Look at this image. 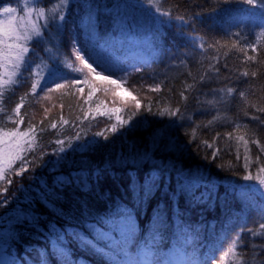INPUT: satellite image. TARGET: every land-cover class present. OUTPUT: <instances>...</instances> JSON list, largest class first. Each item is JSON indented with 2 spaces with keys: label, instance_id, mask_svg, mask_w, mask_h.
I'll use <instances>...</instances> for the list:
<instances>
[{
  "label": "trees",
  "instance_id": "trees-1",
  "mask_svg": "<svg viewBox=\"0 0 264 264\" xmlns=\"http://www.w3.org/2000/svg\"><path fill=\"white\" fill-rule=\"evenodd\" d=\"M25 3L0 1V17L4 7L23 16ZM27 3L50 9L26 57L33 72L41 65L45 79L33 94L36 77L22 68L0 105L5 131L35 130L33 148L24 144L22 158L0 178V264H211L207 257L233 264L224 253L238 235L237 251L248 264H264V234L248 231L264 218V185L244 179L264 167V112L252 107H264L260 0H160V11L150 0ZM235 40L255 44L247 55L257 60L221 47ZM74 47L117 84L95 74L84 83V74L73 71L82 67ZM44 65L59 68L63 78L49 80ZM187 84L195 86L185 90ZM227 88L236 91L227 96ZM176 107L183 118L160 114ZM118 118L126 121L122 127ZM243 125L260 141L245 136L247 159L243 141L226 135H244ZM128 219L131 238L120 224Z\"/></svg>",
  "mask_w": 264,
  "mask_h": 264
},
{
  "label": "snow or ice",
  "instance_id": "snow-or-ice-1",
  "mask_svg": "<svg viewBox=\"0 0 264 264\" xmlns=\"http://www.w3.org/2000/svg\"><path fill=\"white\" fill-rule=\"evenodd\" d=\"M160 0H150V3H152L154 6L157 7V11H160L159 7ZM245 3L249 5H256L258 0H244ZM262 6H264V0H260ZM61 4L63 6H66L67 0H61ZM23 16H16V15H8L5 19L0 20V67L2 68H8L9 65L11 66L12 71L10 73H5L4 75H0V105L3 104L4 94L7 91L12 90V86L18 83L17 77L21 74V69L24 68L26 71H29L30 75H33L36 77V79L33 80L32 83V92L35 94L37 89H40L43 91V88L41 87V81L45 79V76L40 71L41 65H36V71L33 72L31 70V66L29 62L26 60V57L30 54V48H29V42L33 41L34 38L42 37L43 36V30L48 26V20H49V11L50 9L45 7H29L27 0L24 6ZM3 13L6 14H14L17 12V9L12 7H4L2 9ZM162 15H170L168 12H161ZM52 19H56L55 16L52 17ZM180 19H183V17H180ZM59 20L63 21L64 16L60 15ZM40 21H43V25H41ZM236 36H240V33H235ZM247 39L246 37L244 38ZM262 40H264V31L257 34V43H260ZM221 47L229 48L231 50L232 48L238 49V51L243 52L245 54V57L249 61H256V56H248L247 55V49L251 48L253 52L256 51V46L253 43H246L244 45L240 44V40L232 41L230 46L229 44L221 45ZM73 53L76 57V60L80 62L82 67H74L73 71L84 74V83H89L88 77L92 74H95V76L100 77L102 80L108 81L111 84H117L116 80L111 79V75H103L102 72H97L96 68L93 67V64L88 62V59L85 58L84 55L81 54L80 49H76L74 47ZM227 52L224 53L225 56H227ZM214 60H217L218 57H213ZM259 63L264 64V60L259 61ZM44 67L47 69V77L49 80L56 81L58 79H62L63 77L60 75V69L57 67H48L47 65H44ZM214 65H209V70L214 69ZM85 69L87 72H85ZM216 71H219V69H215ZM243 76L247 77L249 75L255 77L257 75V72L253 71L249 73L248 71H244L242 73ZM7 76V78H5ZM205 76L201 75L200 80H204ZM80 81L73 80L71 81V84L75 85L79 83ZM68 82L65 83H56L55 89H61L67 86ZM194 84H187L185 86V90H189L194 88ZM54 89L49 88L48 92L53 91ZM154 91H159V86H156ZM79 91H83V89H79ZM94 91V89H93ZM226 92L227 96H232L233 93L236 91L234 88H227L226 90H223ZM92 95V91L89 92V96ZM182 99L187 100L188 97L184 94L182 91L180 93ZM239 96L244 98L245 92L241 91L239 92ZM21 101H23V97H21ZM208 103H213L212 101H209ZM22 105L18 104L15 109H13V112L16 114H19L20 107ZM139 104L137 103L136 107L139 108ZM252 107L256 108L257 112H264V107H257V105L253 104ZM5 109L3 107H0V112H4ZM118 111V110H115ZM135 113H130L129 118H131V115H134ZM161 115L168 114L171 116H180L183 118L180 108H166L163 112L160 113ZM9 120L12 119V117H8ZM221 119L219 115L214 116L211 120L207 122L205 127H208L212 125L217 120ZM252 120H260L258 116H251ZM119 126H123L126 121L119 120L118 118ZM261 124H264V121H260ZM56 125L53 124L52 127H55ZM242 126L237 124L234 131L239 130ZM243 128L246 130L244 135H240L238 137H234L233 133H227L226 135L229 138H235L237 141H243L245 145V151L246 156L245 159H247V145L249 143L248 139H245V136L250 135L251 136V142L253 144H260V141L256 139V133L255 131H252L248 129V125H243ZM117 130V124L111 125V131L115 132ZM34 128L32 126H29L27 131L21 132L19 130V125H17L15 128L9 131H5L2 127H0V178H3L4 172L11 168V165L15 159H21L20 153L25 151V148L23 147L24 144H27L28 150H31L33 148V142H34V135L30 136V133H34ZM195 129H193V132L195 133ZM96 135H103V133H96ZM75 139H80V137L77 135ZM107 139V137H105ZM57 143L62 144V141H57ZM207 144V141H205ZM71 147V145H69ZM61 151L64 149L61 148ZM261 151L264 152V147L261 148ZM219 150L213 152V157L218 155ZM259 159V157H257ZM248 165L245 164V168H247ZM23 167H21V171H17L16 175H20L23 171ZM245 180H257L261 185H264V167H260L258 170V174L253 175L251 173L244 176ZM8 183H11L9 180ZM154 183V182H153ZM6 191V189H4ZM123 229L126 230V235L131 238L132 234V226L130 223V219L121 221L120 222ZM252 236H259L264 234V218H262L261 222L258 224V228L256 230L249 229L248 230ZM243 243L239 235L235 238L232 245L229 247L228 251L224 253V256H230L231 260L233 261V264H248L247 260L245 259V254L243 252H238L237 248ZM251 247L255 248L257 247L255 244L251 245ZM261 248H264V245L260 246ZM119 255V253H118ZM207 260L211 261V264H216V261L212 259V257H207Z\"/></svg>",
  "mask_w": 264,
  "mask_h": 264
},
{
  "label": "rangeland",
  "instance_id": "rangeland-1",
  "mask_svg": "<svg viewBox=\"0 0 264 264\" xmlns=\"http://www.w3.org/2000/svg\"><path fill=\"white\" fill-rule=\"evenodd\" d=\"M1 13H2V11H1ZM8 15H15V13H14V14H6V13H5V15H4V13H3V14L1 15V17H0V20L5 19L6 16H8ZM9 68H11L10 65H9L8 68H2V67H0V75H4L5 73H7V70H8ZM0 252H1V250H0Z\"/></svg>",
  "mask_w": 264,
  "mask_h": 264
},
{
  "label": "water",
  "instance_id": "water-1",
  "mask_svg": "<svg viewBox=\"0 0 264 264\" xmlns=\"http://www.w3.org/2000/svg\"><path fill=\"white\" fill-rule=\"evenodd\" d=\"M0 1H2V0H0Z\"/></svg>",
  "mask_w": 264,
  "mask_h": 264
}]
</instances>
